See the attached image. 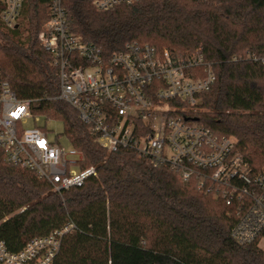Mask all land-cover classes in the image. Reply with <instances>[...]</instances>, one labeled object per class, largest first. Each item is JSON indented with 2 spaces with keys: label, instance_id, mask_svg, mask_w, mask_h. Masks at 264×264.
<instances>
[{
  "label": "trees",
  "instance_id": "trees-1",
  "mask_svg": "<svg viewBox=\"0 0 264 264\" xmlns=\"http://www.w3.org/2000/svg\"><path fill=\"white\" fill-rule=\"evenodd\" d=\"M67 21L105 56L129 42L148 43L173 57L197 47L215 81L188 110L218 136H231L252 167L264 165V0H138L96 9L91 0H64ZM3 5L0 3V12ZM49 0H24L20 21L0 19V82L30 100L34 115L60 120L63 135L95 175L53 191L0 149V240L19 249L67 221L53 264H264L255 242L230 230L237 211L199 186L193 175L153 165L135 150L108 151L58 93V68L39 42Z\"/></svg>",
  "mask_w": 264,
  "mask_h": 264
},
{
  "label": "built area",
  "instance_id": "built-area-1",
  "mask_svg": "<svg viewBox=\"0 0 264 264\" xmlns=\"http://www.w3.org/2000/svg\"><path fill=\"white\" fill-rule=\"evenodd\" d=\"M138 0H91L108 9ZM0 19L16 26L24 0H0ZM43 49L58 68V93L77 111L89 132L108 151L135 150L153 165L193 175L199 186L237 211L230 236L240 244L255 242L264 250V165L252 167L231 136H218L190 118L199 94L215 81L200 47L188 57H173L166 49L129 42L105 56L69 27L64 0H49V14L38 32ZM33 117L30 100L16 96L0 82V149L5 159L45 179L53 191L80 186L94 166L81 167L82 152L50 139L45 126L22 128ZM75 230L67 221L48 234L34 236L19 249L0 240V264H53L63 236Z\"/></svg>",
  "mask_w": 264,
  "mask_h": 264
},
{
  "label": "rangeland",
  "instance_id": "rangeland-1",
  "mask_svg": "<svg viewBox=\"0 0 264 264\" xmlns=\"http://www.w3.org/2000/svg\"><path fill=\"white\" fill-rule=\"evenodd\" d=\"M34 118H37L36 121H34L33 117L22 119L21 127L29 128L34 125L45 126L50 139H57L65 148L71 146L67 138L63 135V123L60 120L45 118L42 115H34Z\"/></svg>",
  "mask_w": 264,
  "mask_h": 264
}]
</instances>
